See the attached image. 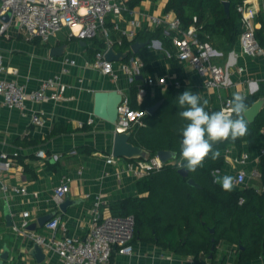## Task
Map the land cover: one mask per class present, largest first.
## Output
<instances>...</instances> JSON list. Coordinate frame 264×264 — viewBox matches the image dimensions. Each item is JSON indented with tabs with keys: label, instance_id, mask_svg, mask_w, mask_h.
Returning a JSON list of instances; mask_svg holds the SVG:
<instances>
[{
	"label": "crops",
	"instance_id": "1",
	"mask_svg": "<svg viewBox=\"0 0 264 264\" xmlns=\"http://www.w3.org/2000/svg\"><path fill=\"white\" fill-rule=\"evenodd\" d=\"M129 1L126 0V3L135 10L136 17L143 13L158 15L170 11L166 10L169 0H141L134 6H130ZM251 6L255 12L253 21L256 28L264 29V0H251ZM130 18L128 13L108 18L107 24L114 39L122 35V30L129 28ZM155 29L149 21H145L139 32ZM166 37L169 36L165 32L155 36L144 52L149 61L145 74L155 78V83L150 87L154 98L161 97L175 78H178L176 89L179 92L191 90L219 106L224 98L233 97L234 93L244 97L254 95L260 85L264 84V55L244 54L240 36L229 51L216 48L219 55L214 61L226 69L225 84L219 88L207 87L205 78L189 63L177 57L180 70L176 69L163 44ZM94 39L72 37L69 29L64 27L48 42H44L40 38H28L14 22L7 34L0 36V53L9 69L6 73L8 78L16 79L28 91L39 88L42 81L53 74H60L68 84L66 99L29 101L24 110L0 105V254L5 244L10 247L9 258L4 264H63L60 256L50 248H45L47 256L42 263L32 257L29 249L33 242L13 227L14 224H22L25 219L23 211L29 210L30 216L27 218L28 224L21 228H27L40 215L56 211L55 216H59L66 226V229L58 227L56 235L67 233L85 237L90 229L91 210L96 199L106 202L101 207L105 216L113 214L111 203L138 194L137 181L140 177L129 166L138 159L116 157V162L107 161L113 155L115 124L94 114L97 90L117 88L132 101V85L127 82L126 75L121 73L120 61H116V68L120 72L118 80L95 67ZM62 44H66L65 53L52 56L50 49ZM119 45L114 46L117 51H127ZM171 46L175 49L173 44ZM130 51L133 52L132 45ZM133 54L142 57L139 53ZM70 59H74L75 63H71ZM35 111L42 114L43 124L38 125L32 121ZM261 138L264 146V128ZM39 149H44L47 156H39ZM247 150V144H244L241 152L232 144L222 148L220 154L225 156L226 163L215 171L216 177H235L236 170L242 166H259L256 161L259 148L249 150L251 155L247 163L242 164L237 160ZM3 151L9 153V158L1 156ZM66 176L71 178L67 194L76 203L64 212L58 206L62 199L56 198L55 188ZM3 184H7L8 188L4 189ZM14 186L26 187V193L13 190ZM6 206L12 212V226H8L5 218ZM41 228L42 231L40 228L36 231L51 235L45 226ZM134 245L135 252L131 256L115 252L112 264H234L237 257L233 246L225 247L227 252L218 246L214 262L212 256L207 254L201 255L198 262L194 256L183 255L158 244L137 240ZM244 264H264V257L260 256Z\"/></svg>",
	"mask_w": 264,
	"mask_h": 264
},
{
	"label": "built area",
	"instance_id": "2",
	"mask_svg": "<svg viewBox=\"0 0 264 264\" xmlns=\"http://www.w3.org/2000/svg\"><path fill=\"white\" fill-rule=\"evenodd\" d=\"M237 10L241 13L242 32L239 37L242 52L255 56L264 55V46L257 38V28L254 23L255 12L251 6V0H243L238 4ZM11 13L10 19L5 17ZM128 13L129 28L122 30V35L113 38L107 24L108 18L114 15ZM197 18H195V21ZM145 21H149L154 27H162L175 47V56L182 62L189 63L198 73L205 78L207 87H222L226 80V69L216 63L214 59L219 55L216 48L206 40H203L198 33V26L191 23L184 26L180 16L173 10L165 11L161 14L143 13L135 16V10L128 6L126 0H0V36L7 34V30L14 22L17 28L24 32L28 38H40L48 42L50 38L64 27L69 29V35L79 39L103 37L106 40V47L99 49L94 55V65L102 73L109 75L112 79L118 80L120 72L116 68V61L109 60L106 51L115 44H122L124 39L133 40L142 28ZM168 55L171 54L168 52ZM129 57V56H127ZM75 63L74 59H70ZM119 63L121 73L127 77V82L133 85L137 80L136 76H142L143 83L137 85V99L143 101L147 94L148 87L155 83V78L150 74H145L147 65L139 55H132L129 60H122ZM67 69H64L66 71ZM9 69L4 63V56L0 53V105L9 108L24 110L29 101L40 102L45 100L59 101L66 99L68 84L64 82L60 74H53L42 81L39 88L28 91L25 86L16 79L8 78L6 73ZM178 85L179 82H176ZM231 96L221 101L220 109L227 108ZM145 111L135 110L131 105V100L123 97L120 104L118 121L115 124V132L129 131L135 124H143L142 117ZM32 121L41 125L44 118L41 113L35 111ZM228 150V149H227ZM15 154H17L15 152ZM37 154L46 157L44 149H39ZM250 151H243L238 157L242 164L248 162ZM3 158H9V153L3 151ZM264 157V146L259 148V155L256 158L259 165ZM116 157L111 155L107 161L116 162ZM166 163H163L157 155L149 160L138 159L129 164L134 174L143 177L151 171L160 170ZM1 171V163H0ZM243 178L237 185L242 188L254 187L257 192L263 190L261 185L262 173L259 166L247 168L245 166L236 170L235 177ZM69 176L55 188V196L58 200L64 198L70 189ZM260 182V183H259ZM4 189L8 188L3 184ZM13 190L26 193V187H12ZM240 203L244 198H240ZM106 202L103 199H96L91 210L90 229L85 237L73 234L56 235L58 227L66 229L65 223L59 216H54L45 223V227L51 231V235L46 236L36 230H29L25 227L28 224L27 218L30 211L22 212L25 218L21 225L14 224L16 231L37 242L44 248L54 250L62 259L63 264H112L113 254L133 255L135 245L132 242L135 233L134 215H103L101 207Z\"/></svg>",
	"mask_w": 264,
	"mask_h": 264
},
{
	"label": "trees",
	"instance_id": "3",
	"mask_svg": "<svg viewBox=\"0 0 264 264\" xmlns=\"http://www.w3.org/2000/svg\"><path fill=\"white\" fill-rule=\"evenodd\" d=\"M140 1L130 0L129 5L134 6ZM242 1L230 0V14L226 13L222 0H169L166 10H174L182 19L184 26L194 23L197 18L195 24L201 38L209 41L217 49L229 51L243 29L241 13L237 10L238 4ZM163 33L162 27H156L155 31H141L133 40L124 39L119 47L127 50L130 57L134 55L130 47L136 40L151 43L155 36ZM256 34L264 46L263 27L257 29ZM94 38L95 55L96 51L104 49L107 43L103 37ZM163 44L171 54L173 66L180 70L175 49L171 46V38L163 39ZM147 47H143L139 52L146 64L149 63L144 53ZM177 79H173L165 93L158 98L152 97L151 88L148 87L147 94L141 102L137 99V85L143 81L137 79L132 85L133 108L145 111L159 100L163 99V102L154 113L143 115L142 125L135 124L129 128L130 141L149 150L151 157L162 149L174 150L178 157L174 162L166 163L160 170L151 171L140 177L137 181L138 194L111 203L113 214L134 215L133 243L142 240L158 244L183 255L194 256L198 262L203 254L211 255L214 262L221 241L238 246L234 264H244L260 256L264 257V157L259 163L263 185L261 192H257L254 187L234 188L227 192L221 185L215 183V171L226 163L222 154L217 160H212L209 156L203 167L195 172L189 171L188 177L182 176L179 173L180 145L183 139L181 130L187 121L179 116L183 109L179 107L177 97L183 92L176 89ZM260 96H264V84L260 85L256 94L246 97L245 103L249 107ZM201 99L208 100L206 110L210 113L220 110V106L211 100L203 96ZM263 128L264 109L254 122H248L246 136L234 142L229 139L214 150L220 152L230 144L235 145L240 152L244 144H247L249 150L261 148ZM55 132L54 129L53 133ZM190 177L200 183L201 188L190 185L187 181ZM242 197L244 202L240 203Z\"/></svg>",
	"mask_w": 264,
	"mask_h": 264
},
{
	"label": "clouds",
	"instance_id": "4",
	"mask_svg": "<svg viewBox=\"0 0 264 264\" xmlns=\"http://www.w3.org/2000/svg\"><path fill=\"white\" fill-rule=\"evenodd\" d=\"M245 99L234 93L227 108L210 113L206 110L208 100H202L198 93L186 90L178 95V105L183 109L179 116L187 121L181 130V167L195 172L203 167L209 156L212 160L220 157V152L213 148L214 143L229 139L234 142L248 134V121L244 115L248 106ZM242 178L243 173L240 177L223 175L217 176L214 182L221 185L224 191L231 192Z\"/></svg>",
	"mask_w": 264,
	"mask_h": 264
},
{
	"label": "water",
	"instance_id": "5",
	"mask_svg": "<svg viewBox=\"0 0 264 264\" xmlns=\"http://www.w3.org/2000/svg\"><path fill=\"white\" fill-rule=\"evenodd\" d=\"M225 11L227 14H230V0H222ZM11 13H8L5 17L6 20L10 19ZM85 42V41H83ZM149 41H140L136 40L132 44V51L135 54H138L140 50L149 45ZM66 44H62L59 46L52 47L50 49V54L52 56H60L65 53ZM105 56L109 60L121 61L124 60L128 56V52L117 51L114 46H111L107 51ZM137 79H142L143 77L136 76ZM123 93L117 89L110 90H97L95 92V106H94V114L110 123L116 124L119 117V109L120 104L123 100ZM163 99L159 100L157 103L147 108L148 113L152 114L156 111V109L161 105ZM264 109V96H260L256 99L249 107L247 112L244 114L245 118L248 122H254L257 116ZM131 131L126 132H115L114 134V143H113V155L115 157H125L127 159H143L149 160L151 157V153L146 148L136 145L130 141ZM225 141L216 142L213 144V148L219 146L221 143ZM157 156L163 163H168L174 161L178 157V153L174 150H159ZM179 173L184 176H189V171L185 170L183 167L179 168ZM188 183L192 186L201 188V184L198 183L194 178H188ZM76 201L72 200L68 194L58 202V206L62 211H66L70 205L75 204ZM56 215V211H52L37 217L36 221L32 222L27 226L29 230H38L43 227L46 222L50 221ZM5 218L7 220L8 226L13 225V217L12 212L9 206L5 207ZM213 232L214 229L212 228ZM215 246H212L214 249ZM10 247L8 244L4 245V249L0 254V264H4V261L9 258ZM29 253L38 263H42L46 259V251L45 248L37 242L32 243V247L29 249Z\"/></svg>",
	"mask_w": 264,
	"mask_h": 264
},
{
	"label": "rangeland",
	"instance_id": "6",
	"mask_svg": "<svg viewBox=\"0 0 264 264\" xmlns=\"http://www.w3.org/2000/svg\"><path fill=\"white\" fill-rule=\"evenodd\" d=\"M125 60L128 61V60H129V57H127ZM236 185H237V184H236ZM237 186H238V188L241 187V186H239V185H237ZM42 230H43V228H40V231H42ZM218 246L221 247L222 250H223V251H226V252H227L228 249H226L225 247H229V246H233V250L236 251V253H237V251H238V246H237V245L232 244V243L227 242V241H221V242L218 244Z\"/></svg>",
	"mask_w": 264,
	"mask_h": 264
}]
</instances>
